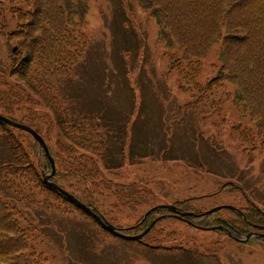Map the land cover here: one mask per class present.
<instances>
[{"label": "rangeland", "instance_id": "374dc122", "mask_svg": "<svg viewBox=\"0 0 264 264\" xmlns=\"http://www.w3.org/2000/svg\"><path fill=\"white\" fill-rule=\"evenodd\" d=\"M87 3L85 20L78 27L69 26L67 33L70 49L74 44L82 49L78 59L73 62L61 57L52 64L62 68L73 62L68 74L45 76V68L37 66V60L31 73L52 81L55 104L62 112L69 103L76 107L74 113H94L96 118L105 115V126L115 130L110 144L122 153L113 155L124 161L120 169L106 171L107 180L97 178L96 186L92 171H87L86 182L79 186L80 172H72L66 180L62 166L58 180L78 186L111 224L133 228L129 234L142 231L152 219L158 221L140 242L113 235L76 206L48 192L34 173L25 170V178H16L11 188H19L31 202L27 209H19L20 216L24 214L34 225L29 252L44 258L46 264H264V240L241 243L183 219H162L167 210L140 225L153 207L179 208L186 200L196 211L221 206L218 213L226 219L236 218L226 207L245 211L252 202L264 210V136L258 134L247 111L234 103V86L222 81L211 90L200 91L209 80H218L214 77L219 45L204 58L191 59L189 65L175 58L179 55L176 47L167 49L155 19L141 7L140 0ZM33 9L34 0H0V91L3 83L12 82L8 68L12 58L18 61L19 50L13 51L23 45L24 35L26 44L32 45L25 24ZM63 54L70 56V51ZM31 92L26 91L27 98L39 106L31 109L25 98L14 103V116L22 117L26 124H37L46 145L55 146L60 140L57 125L45 104ZM2 100L11 98L4 95ZM80 125L77 116L73 123L76 142L84 138L78 132ZM15 134L21 141V153L39 165L43 157L40 145H34L27 131ZM60 137L65 141L64 135ZM10 156L0 138V161ZM76 156L70 159L75 161ZM37 171L40 173L38 166ZM75 193L80 197L77 190Z\"/></svg>", "mask_w": 264, "mask_h": 264}, {"label": "trees", "instance_id": "16d2710c", "mask_svg": "<svg viewBox=\"0 0 264 264\" xmlns=\"http://www.w3.org/2000/svg\"><path fill=\"white\" fill-rule=\"evenodd\" d=\"M87 1L34 0V9L25 24V31L27 30L28 36L31 37L32 45L26 44L27 38L24 35L21 41L24 42L23 45H17L18 49L15 48L13 51L15 53L19 50L20 55L18 61L12 58L8 68L12 82L3 83L4 88L0 91V114L29 126L40 135L41 130L37 124H26L22 117L14 116L16 115V110L13 109L14 103L24 101L29 96L26 91L31 90L32 95L38 97V101L47 107L45 110L56 123L60 140L55 141V146L47 145L54 164H57L54 173H51L50 160L45 151L34 140V145H38L43 152V157L38 160L39 165H37L40 169L39 173L37 166L21 153L23 152L21 141L15 132L20 134L25 130L0 120V138L4 141L9 154L11 151L9 160L0 161V264H46L44 258L31 254L29 241L34 225L24 214L20 216L22 210L19 209H27L31 206V202L26 199V193L19 192V188H11L16 178L19 177L20 180L25 178L22 172L30 170L38 177L44 189L76 206L59 190L44 182V172L41 170L44 169L47 173L51 171L48 181L67 190L96 211L98 207L93 199L83 194L78 186L71 181L58 180L61 172L59 167L62 166L64 176H67L66 180L72 177V172H80L81 179L77 180L79 186L86 182V175L89 174L87 171H92L95 174L92 184L96 186L97 178L100 179L99 181L107 180L106 171L120 169L124 161L122 157L118 159L115 156L116 153L120 156L122 153L115 152L110 144V139L115 138L113 134L115 130L105 126V115H98L100 118H96L94 113H74L76 107L70 106L69 103L65 104L66 111L62 112L60 106L55 104L57 96L52 81H45L31 73V66L37 60V66L45 68L43 73L45 76L49 74L58 77L68 74V66L78 59V54L82 51V49L78 50L75 44L73 50L70 49L72 45L67 39L68 27H78L85 20L88 10ZM140 5L155 19L167 49L176 47L179 53L176 59L186 61L190 65L191 59L204 58L215 44L219 45L218 70L214 77L218 80L216 83L209 80L200 91L211 90L214 85L222 81L234 86V103L241 105L247 111L256 122L258 134L264 136V0H140ZM64 50L70 51V56L63 54ZM11 54L10 52V56ZM61 57L70 58L73 62L66 67L63 64L62 68L60 65L52 67L56 59L59 60ZM190 79L192 80V76ZM56 91L59 94V90ZM4 95L11 100L4 102L2 100ZM29 100L27 98L25 103H30L31 109L39 106V103L33 104ZM46 115L44 113V116ZM77 116L81 124L78 132L84 135L80 142L75 141L73 132L75 130L73 123ZM62 135L65 136L66 142L61 140ZM31 137L33 138L32 135ZM77 154L80 156L77 157ZM73 156H76L75 161L70 159ZM21 184L22 182L19 183ZM76 190L81 198L75 193ZM249 203L250 207L245 211L242 210V214L232 211L235 219L223 218L218 211L206 213V210H193L187 200L182 202L178 209L190 213L185 217L195 226L219 225L230 230L233 236H239L246 232L251 224L264 225V210L252 202ZM47 207H50L49 204ZM157 212L160 210L147 215L141 225L145 226L146 221L151 220ZM218 232L225 233L222 230ZM257 239L264 240V238Z\"/></svg>", "mask_w": 264, "mask_h": 264}, {"label": "water", "instance_id": "95a60500", "mask_svg": "<svg viewBox=\"0 0 264 264\" xmlns=\"http://www.w3.org/2000/svg\"><path fill=\"white\" fill-rule=\"evenodd\" d=\"M0 120L3 121L4 123L11 125L13 127H17L19 129L25 130L27 132H29L34 140L43 148V150L45 151L46 156L49 158L50 163H51V169H52V173L55 172V165H54V161L53 158L50 156L49 150L47 145L45 144V141L43 140V138L32 128H30L27 125L15 122L5 116H3L2 114H0ZM48 174H44L43 173V180L44 182H46L47 184H49L50 186L54 187L55 189L59 190L64 196H66L69 200H71L74 204H76L81 210H83L84 212L88 213L89 215H91L105 230H107L109 233L122 237V238H127V239H135V240H139L141 239L149 230L150 228L155 224L154 220L144 231H142L140 234H136V235H128V234H124L121 232L120 229L116 228L115 226H113L111 223H109L105 218L99 216L98 214H96L89 206H87L86 204L82 203L81 201H79L75 196H73L72 194L68 193L67 191H65L64 189H62L61 187H59L57 184L48 181ZM223 207L219 206L216 208H213L211 210H209L208 212H214L217 210L222 209ZM157 209H166L172 213H174V215H176V217L178 218H182V215L184 213L181 214V216H178L179 213H175L177 212V209L174 205H158L153 207L151 210H149V213L157 210ZM226 209H230V210H234V211H239L236 208L233 207H226ZM145 214V217L146 215ZM257 228L260 229H264V226H256ZM206 229H211V230H215V229H221V230H226L225 228L219 226V227H211V228H206ZM225 232H227V234L229 236H232L230 231L226 230ZM252 237H264V234H258L256 232H249L248 234H246L243 238H235L237 241L239 242H245L247 241L249 238Z\"/></svg>", "mask_w": 264, "mask_h": 264}]
</instances>
